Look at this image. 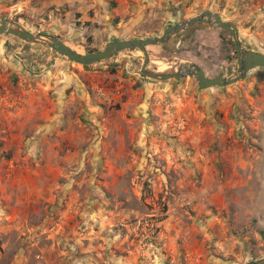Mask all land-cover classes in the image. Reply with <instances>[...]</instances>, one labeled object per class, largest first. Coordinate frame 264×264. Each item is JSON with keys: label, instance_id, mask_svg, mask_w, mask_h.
<instances>
[{"label": "rangeland", "instance_id": "obj_1", "mask_svg": "<svg viewBox=\"0 0 264 264\" xmlns=\"http://www.w3.org/2000/svg\"><path fill=\"white\" fill-rule=\"evenodd\" d=\"M181 6L183 20L210 10L233 22L242 48L264 53V0H0V19L86 53L160 35ZM182 46L148 45L147 69L194 62L214 77L236 62L230 33L212 22ZM141 63L134 47L80 65L0 34V264L264 259V70L200 88L189 75L147 78ZM63 65L86 77L70 140L62 127L39 132L50 93L31 91Z\"/></svg>", "mask_w": 264, "mask_h": 264}, {"label": "water", "instance_id": "obj_2", "mask_svg": "<svg viewBox=\"0 0 264 264\" xmlns=\"http://www.w3.org/2000/svg\"><path fill=\"white\" fill-rule=\"evenodd\" d=\"M204 18L209 23H215L230 33L238 54L237 61L234 64L223 68L214 77H208L204 69L194 62H183L177 70L170 73L152 72L147 69L149 55L146 47L148 45L165 43L170 33L188 28L193 23L200 22ZM0 34H10L28 43L44 45L65 56L69 61L80 65L94 64L124 49L134 47L142 53V63L139 71L143 76L162 82L169 79L180 80L182 77L189 75L197 81L200 88L226 85L243 78L252 67L260 66L264 68V53L243 49L238 38L237 26L233 22L223 20L217 13L210 10H203L189 19L178 20L175 23L168 24L160 35L146 38L111 40L106 42L103 48L86 53H80L51 33H33L23 25L6 19H0ZM234 71H239V74L236 77H228ZM246 264H264V259L258 262L250 261Z\"/></svg>", "mask_w": 264, "mask_h": 264}, {"label": "crops", "instance_id": "obj_3", "mask_svg": "<svg viewBox=\"0 0 264 264\" xmlns=\"http://www.w3.org/2000/svg\"><path fill=\"white\" fill-rule=\"evenodd\" d=\"M171 46L174 47L175 45L171 44ZM78 70L76 71L70 65L49 66L41 74V77H45V83L40 87L31 89V91H35L38 94V97L41 96L39 94V92H42L41 88H46L50 93V98L45 99L51 104V108L48 112L38 115L41 120H45L43 123L38 124L39 132H42L43 136L53 133L54 130H59L61 127L62 131L60 133L67 134L69 140L73 138V135H76L73 132L78 125H74L72 128L71 122L74 119L70 111L71 108H76L78 111L79 105L84 103L81 101V97L83 98L86 86L85 73L81 71L83 70L82 68ZM32 99L34 97L29 96L28 101H32Z\"/></svg>", "mask_w": 264, "mask_h": 264}, {"label": "flooded vegetation", "instance_id": "obj_4", "mask_svg": "<svg viewBox=\"0 0 264 264\" xmlns=\"http://www.w3.org/2000/svg\"><path fill=\"white\" fill-rule=\"evenodd\" d=\"M181 8H182V6L181 7H178V9L176 8L175 11L173 12V16L175 17V20H174L173 23H175L178 20H183L182 19V13L180 11ZM208 23L209 22L207 21V19L204 18L200 22L193 23L188 28H185V29L178 30V31H175V32L170 33L169 34V37H168V40L165 43H163L164 46H165V48L168 49V50H173V46H171V44H172V45H175L174 48L175 47L177 48L176 51L177 50L178 51L179 50L181 51L183 49V48H181V47H183L182 46V43L187 42L193 32H195L198 29L204 28L205 25H207ZM235 54H236V61H237L238 54H237L236 50H235ZM252 68H260V69L256 70V76H257L258 79H261V76H263V72H262L261 69L264 70V68L263 67H260V66H256V67H252ZM252 68H250V69H252ZM236 74L238 75L239 74V71H237ZM236 74H234L233 76H228V77H236L237 76ZM174 80L175 81H178L176 79H174Z\"/></svg>", "mask_w": 264, "mask_h": 264}, {"label": "trees", "instance_id": "obj_5", "mask_svg": "<svg viewBox=\"0 0 264 264\" xmlns=\"http://www.w3.org/2000/svg\"><path fill=\"white\" fill-rule=\"evenodd\" d=\"M95 49H93V50H88V52H92V51H94Z\"/></svg>", "mask_w": 264, "mask_h": 264}]
</instances>
